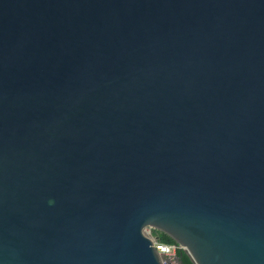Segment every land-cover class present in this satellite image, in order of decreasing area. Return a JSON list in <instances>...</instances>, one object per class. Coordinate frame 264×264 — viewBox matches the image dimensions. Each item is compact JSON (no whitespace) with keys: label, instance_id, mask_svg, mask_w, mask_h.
<instances>
[{"label":"water","instance_id":"water-1","mask_svg":"<svg viewBox=\"0 0 264 264\" xmlns=\"http://www.w3.org/2000/svg\"><path fill=\"white\" fill-rule=\"evenodd\" d=\"M148 228L264 264V0H0V264H165Z\"/></svg>","mask_w":264,"mask_h":264},{"label":"built area","instance_id":"built-area-1","mask_svg":"<svg viewBox=\"0 0 264 264\" xmlns=\"http://www.w3.org/2000/svg\"><path fill=\"white\" fill-rule=\"evenodd\" d=\"M154 239V244L158 252L160 253L162 260L165 264H178L177 257H178V250L181 247L178 243L169 244L159 242L152 236Z\"/></svg>","mask_w":264,"mask_h":264},{"label":"trees","instance_id":"trees-1","mask_svg":"<svg viewBox=\"0 0 264 264\" xmlns=\"http://www.w3.org/2000/svg\"><path fill=\"white\" fill-rule=\"evenodd\" d=\"M148 229H149V232H151V236L158 237L159 242L169 243V244L176 243V241L171 236H169L167 233L160 231L158 229H152V228H148ZM178 256H180L181 264H194L192 260L190 259L189 255L184 251L183 248H180L178 250Z\"/></svg>","mask_w":264,"mask_h":264},{"label":"flooded vegetation","instance_id":"flooded-vegetation-1","mask_svg":"<svg viewBox=\"0 0 264 264\" xmlns=\"http://www.w3.org/2000/svg\"><path fill=\"white\" fill-rule=\"evenodd\" d=\"M149 235H151V232H149Z\"/></svg>","mask_w":264,"mask_h":264}]
</instances>
